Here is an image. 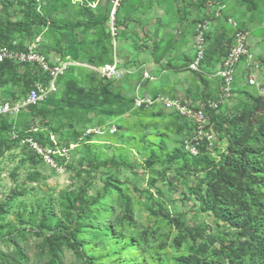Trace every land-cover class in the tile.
Listing matches in <instances>:
<instances>
[{"label": "rangeland", "instance_id": "rangeland-1", "mask_svg": "<svg viewBox=\"0 0 264 264\" xmlns=\"http://www.w3.org/2000/svg\"><path fill=\"white\" fill-rule=\"evenodd\" d=\"M2 1L12 7L4 12ZM37 1V11H49L55 20L86 23L73 30L35 28L34 35L15 38L22 44L40 38L41 50L75 63L54 99L76 105L48 102L41 111L0 120V264H54L53 258L56 264H186L183 256L200 261L213 256L231 229L200 205L193 188H205L210 179L201 157L220 165L227 139L209 124L214 139L200 148L202 156L182 155L192 121L162 103L136 107L135 98L159 92L194 107L209 98L222 101L218 70L230 44L229 26L222 21L213 25L206 66L191 72L185 65L192 23L204 13L202 0ZM224 2L249 31L251 51L261 66L260 84L252 86L243 61L234 95L218 111L229 118L243 116L253 136L264 124V0ZM17 3L0 0V19H18ZM113 13L122 28L117 51L110 33ZM115 53L123 72L102 77L94 67L112 63ZM169 54L163 73V58ZM147 60L154 63L146 65ZM145 71L152 78H144ZM26 72L22 65L6 71L0 99L27 93ZM168 75L169 88L163 91ZM173 79L188 87V98L169 90ZM253 97L262 99V107H255ZM28 125L37 126L43 145L57 151L58 166L19 142L16 135ZM64 148L66 154H60ZM71 220L79 224L75 234L82 247L77 251L61 241L54 256L46 237L59 226L71 228Z\"/></svg>", "mask_w": 264, "mask_h": 264}, {"label": "trees", "instance_id": "trees-1", "mask_svg": "<svg viewBox=\"0 0 264 264\" xmlns=\"http://www.w3.org/2000/svg\"><path fill=\"white\" fill-rule=\"evenodd\" d=\"M221 1L224 2V0ZM2 3V10L4 12L12 7L8 2L2 1ZM37 7V0H18L16 5V8H18V19L13 21L0 19V46L12 44V42L16 40L15 38L18 34H26L28 36L34 35L36 33L35 28L41 31L45 30L47 27L54 26L60 29L73 30L74 28L86 24L83 22H60L55 20L49 11L45 13L43 11H37ZM227 14L232 15L228 6L224 15L226 16ZM240 27L246 29L241 23ZM229 29L231 34L228 48L233 41V30L230 25ZM209 35L210 33L208 34V41ZM22 41L19 39V46H23ZM46 54L49 55L48 53ZM103 64L106 63H102L98 66ZM14 65L20 64H16L10 60L0 63V78L5 75L6 71L12 69ZM22 66L27 69L26 85L29 90L32 85L33 77L35 76L34 68L27 65ZM73 67L74 65L61 77L60 86H62L61 83L64 82V79L70 76ZM203 67L204 65L202 68ZM69 87H71V84H69ZM74 88L75 87H73V91ZM28 90L26 92H28ZM70 91H72V89ZM59 92H61V88L57 93ZM57 93L47 98L44 102L33 105L24 111L30 109L41 111V106L48 102L57 104L65 101L68 106L72 108L76 105V102L70 99H54ZM156 95L157 94L152 96ZM261 100L262 99L258 97H253V104L255 107H262ZM258 103L260 104L259 106L257 105ZM218 110L219 109L214 110L207 108L205 113L208 116L211 127L217 132L222 133L227 139V155L221 159L220 165L215 161H208L206 157H201L207 162L204 166V170L207 171V176H210V179L206 182L205 188H203L202 184H197L196 187L193 188V192L202 207L212 210L224 224L229 226L231 229V237L221 238L219 240L220 247L214 250V255L203 261L190 256H183L182 260L186 264H264V124L259 126L258 131L252 136L249 127L245 125L243 116L240 115L229 118L219 113ZM5 117L7 116L0 117V120ZM30 127L31 126L28 125L24 130L25 132L22 131L18 136L25 135ZM192 128L194 131L193 124ZM42 135L41 132L34 133V136L40 142L43 140ZM203 145L205 144L203 143L201 148ZM182 152V155L187 157L196 158L202 156V153L198 156H189L184 150ZM35 155L38 156L37 154ZM0 210L4 211V207L1 205ZM71 221V228L59 226L57 227L58 232L53 231L46 237L51 243L54 256H56L55 246L60 245L61 241H65L69 247L77 251L82 247V242L75 234L76 231H79V224L73 220ZM108 229L109 227L104 229L106 234H108ZM116 236L117 233L112 232V237L114 238ZM129 241L130 240H128V242ZM177 241L181 243L182 239L177 237ZM53 263L56 264L55 258H53Z\"/></svg>", "mask_w": 264, "mask_h": 264}, {"label": "built area", "instance_id": "built-area-1", "mask_svg": "<svg viewBox=\"0 0 264 264\" xmlns=\"http://www.w3.org/2000/svg\"><path fill=\"white\" fill-rule=\"evenodd\" d=\"M205 8L203 18L195 23L193 32L194 54L186 66L190 71H201L206 60V54L209 46L208 34L211 32L212 25L219 19H225L231 26L232 44L228 48L227 53L223 56L218 74L220 76V96L222 101L229 99L234 95L236 77L243 61H246L247 81L250 85L259 86L257 80V72L261 64L257 63L253 52L249 45V31L240 27L239 21L232 15L226 13L227 4L221 0H202ZM118 2V1H117ZM115 12V11H114ZM110 33L113 38V45L117 51V39H119L120 25L117 24L114 13L110 22ZM40 38H35L30 42L25 41L23 46H19V41L14 40L12 44L0 46V63L10 60L16 64L32 66L34 74L31 88L28 92L16 98L0 99V117L18 115L20 112L27 110L33 105L44 102L47 98L57 93L60 86L61 77L75 65L69 59L54 57L47 55L40 49ZM94 69L107 79L120 77L123 72L120 69V59L115 53L112 63H106ZM144 78H152L148 71L144 72ZM222 101L212 98L203 102L202 105L194 107L179 99L171 98L161 93L156 96L149 95L147 97H136V107H151L155 104H164L168 108H172L179 115L192 121L194 126L193 133L187 137L183 144L184 152L189 156H198L201 154V145L212 144L214 139V131L208 129L209 119L205 113L207 108L218 109ZM38 131L37 126H31L25 135L18 136L19 142L26 145L35 154L43 158L47 163L58 166L55 160V153L52 148L45 147L34 133ZM111 132L115 131L113 127ZM206 142V143H205ZM67 149H63L66 154Z\"/></svg>", "mask_w": 264, "mask_h": 264}, {"label": "crops", "instance_id": "crops-1", "mask_svg": "<svg viewBox=\"0 0 264 264\" xmlns=\"http://www.w3.org/2000/svg\"><path fill=\"white\" fill-rule=\"evenodd\" d=\"M202 10H204L203 12V15H202V17L204 16V14H205V8H204V6H202ZM219 21H222V22H224V23H226V21L225 20H221V19H219L217 22L219 23ZM197 21H195V22H193L192 23V28H191V33H190V37H191V45H189V56H190V58H189V60L190 59H192V57H193V54H194V46H193V32H194V27H195V23H196ZM217 22H215L214 24H217ZM213 24V25H214ZM227 25H228V23H226ZM213 25H212V27H213ZM229 26V25H228ZM120 29H122L121 28V26H120ZM121 34V33H120ZM121 37V36H120ZM121 39V38H120ZM142 47V46H141ZM141 47H139L138 46V49H136V50H138V51H144L143 49L144 48H141ZM139 54L137 53V55H135V56H138ZM135 58V57H134ZM172 58V56L169 54L167 57H164L163 58V73H167V69H165L166 67H164L165 66V63L167 62V63H169V61H170V59ZM222 59H223V57H222ZM189 60H187V62L189 61ZM222 61V60H221ZM134 63H139V60H137V61H135ZM154 62H152V61H150V60H147V63H146V65L148 64V65H151V64H153ZM133 65H135V64H133L132 63V65L131 66H133ZM242 65V64H241ZM241 65H240V67H241ZM206 66V61H205V64H204V67ZM185 68H186V65H185ZM132 69V68H131ZM240 69V68H239ZM132 70H134V69H132ZM203 70V69H202ZM170 71V70H169ZM168 78H170V75H168V77H166L165 79L163 78V91H165V90H167V88H169L167 85H166V80L168 79ZM155 82V81H154ZM157 83H159L160 84V82L159 81H157ZM157 83H153V84H157ZM170 86H171V88L169 89L170 91H172V92H175V93H177L178 95H179V97L180 98H182V97H184V98H186L187 96H189L190 95V92H188L189 90H188V87H186V86H184V84L181 82V81H176L175 79H173L171 82H170ZM158 85V84H157ZM141 86H140V84H139V86H138V90H139V88H140ZM159 87H160V85H159ZM159 93V92H158ZM157 93V94H158ZM151 95V94H150ZM139 95H137V97H138ZM193 96V95H192ZM188 98V97H187Z\"/></svg>", "mask_w": 264, "mask_h": 264}]
</instances>
